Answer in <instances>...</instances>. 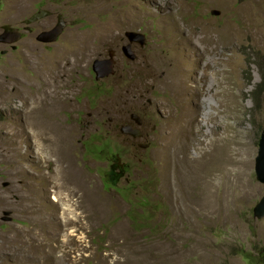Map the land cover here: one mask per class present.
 <instances>
[{
	"label": "rangeland",
	"instance_id": "rangeland-1",
	"mask_svg": "<svg viewBox=\"0 0 264 264\" xmlns=\"http://www.w3.org/2000/svg\"><path fill=\"white\" fill-rule=\"evenodd\" d=\"M7 30L21 37L0 44V264H264V0H0ZM206 122L246 164L232 152L234 185L182 196L165 135Z\"/></svg>",
	"mask_w": 264,
	"mask_h": 264
},
{
	"label": "bare ground",
	"instance_id": "bare-ground-1",
	"mask_svg": "<svg viewBox=\"0 0 264 264\" xmlns=\"http://www.w3.org/2000/svg\"><path fill=\"white\" fill-rule=\"evenodd\" d=\"M218 118V124L216 128L225 129L227 122L224 124L225 116L221 113L215 115ZM207 121L206 118H204ZM207 126L208 129L204 135H197L195 133L192 135L188 126H183L178 124L173 127L172 133L168 136V140L164 142L166 144L163 147L164 150H167L169 147V142H172V155L174 157V180L175 187L177 192L181 189L182 196H187L188 193L193 188L202 187V190L212 189L216 185L213 183V177H217L220 180H226L225 184L234 185L231 182L229 176L235 171L237 174L240 173L241 168L239 167H230L229 165L233 164V161L230 160V153L233 152L234 158L236 160L235 165L241 166L246 164L242 161V156H245V152L239 149H230L229 153L227 152L228 148L233 145V141L237 134H233L232 139L226 138L223 136L222 131L219 133H213L216 128L209 127V124H204L203 127ZM195 142L197 148L194 149L193 157H188L186 151L190 148L192 143ZM167 153V152H166ZM165 153V154H166ZM183 155L180 158L179 155ZM219 161V164H218ZM246 168V166H245ZM223 182V181H222ZM193 194V191H192ZM70 222L69 218L66 219V224Z\"/></svg>",
	"mask_w": 264,
	"mask_h": 264
},
{
	"label": "water",
	"instance_id": "water-1",
	"mask_svg": "<svg viewBox=\"0 0 264 264\" xmlns=\"http://www.w3.org/2000/svg\"><path fill=\"white\" fill-rule=\"evenodd\" d=\"M64 29H65L64 24L60 23L58 26H56L51 31L44 32V33L40 34L36 40L38 43L43 44V45L55 44V43H57L59 38L63 35ZM136 36L137 35H135V34H131V35L128 34L127 38L131 40L133 37H136ZM20 37H21V35L18 31L7 30L5 33L0 35V44L14 46L16 43H18V41L20 40ZM143 40L144 39H142V41ZM124 53H125L127 58H129L131 60L135 59V57L131 53L129 47L125 48ZM102 66H105V68H103ZM99 69L100 70H98V71L96 69L93 70V72L96 75V81H99L100 79H104L112 73L110 70V63L109 62H107L105 64L99 63ZM101 70L103 71V73H102V75H99V72ZM138 126H139V124H138ZM128 130H130V129H128ZM258 153H259V155L257 157V163H256L257 179L259 182H262L264 184V129L262 130L261 138L259 141ZM254 214H255L256 219H259V220L264 219V197L262 198L260 203L255 207Z\"/></svg>",
	"mask_w": 264,
	"mask_h": 264
},
{
	"label": "flooded vegetation",
	"instance_id": "flooded-vegetation-1",
	"mask_svg": "<svg viewBox=\"0 0 264 264\" xmlns=\"http://www.w3.org/2000/svg\"><path fill=\"white\" fill-rule=\"evenodd\" d=\"M38 14H39V12H36L35 13V17H33V20H32V22L34 21V20H37L38 19ZM63 24V23H62ZM54 29V28H53ZM51 31V30H50ZM49 32V31H48ZM44 33V32H43ZM8 46V45H7ZM45 46V45H44ZM95 80H96V76H95ZM131 120H133V118L131 119ZM135 120V119H134ZM127 127H129V128H131L130 126H127Z\"/></svg>",
	"mask_w": 264,
	"mask_h": 264
},
{
	"label": "clouds",
	"instance_id": "clouds-1",
	"mask_svg": "<svg viewBox=\"0 0 264 264\" xmlns=\"http://www.w3.org/2000/svg\"><path fill=\"white\" fill-rule=\"evenodd\" d=\"M42 34V33H41ZM96 76V75H95Z\"/></svg>",
	"mask_w": 264,
	"mask_h": 264
}]
</instances>
